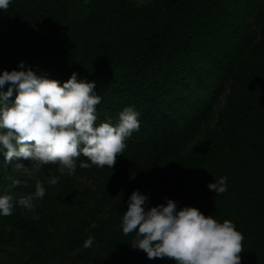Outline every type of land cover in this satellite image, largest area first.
<instances>
[{
    "label": "trees",
    "instance_id": "1",
    "mask_svg": "<svg viewBox=\"0 0 264 264\" xmlns=\"http://www.w3.org/2000/svg\"><path fill=\"white\" fill-rule=\"evenodd\" d=\"M3 19L0 71L24 61L61 83L76 72L101 97L96 125H115L131 105L140 127L113 168L81 167V154L61 175L58 164L35 169L0 154V194L15 201L37 180L46 190L33 210L14 203L0 216V264L174 261L149 259L132 246L135 233L122 232L134 190L146 208L167 197L232 221L241 264H264V0H10ZM221 176L227 190L216 194L207 185Z\"/></svg>",
    "mask_w": 264,
    "mask_h": 264
},
{
    "label": "clouds",
    "instance_id": "2",
    "mask_svg": "<svg viewBox=\"0 0 264 264\" xmlns=\"http://www.w3.org/2000/svg\"><path fill=\"white\" fill-rule=\"evenodd\" d=\"M9 3L0 0V10H6ZM18 67L20 70L0 71V154L4 159L27 158L35 169L58 164L63 175L75 170V158L82 154L88 162L81 161V167L113 168L117 155L127 146L125 138L139 130V113L134 107L125 106L115 125L110 121L96 125L95 106L101 97L94 91V81L78 79L73 72L61 83L38 75L24 61ZM14 167L27 169L20 163ZM58 180L52 176L47 182L55 185ZM21 183L12 181L14 186ZM207 187L223 193L227 177L214 179ZM45 191L37 180L34 192L15 201L12 194H0V216L11 215L14 203L33 210ZM164 200L146 208V194L134 190L129 196L121 227L124 234L135 233L134 248L143 250L149 259L173 258L175 264H241L243 236L232 221L218 222L196 207L178 209L177 201ZM93 241L90 235L83 246L91 247Z\"/></svg>",
    "mask_w": 264,
    "mask_h": 264
},
{
    "label": "rangeland",
    "instance_id": "3",
    "mask_svg": "<svg viewBox=\"0 0 264 264\" xmlns=\"http://www.w3.org/2000/svg\"><path fill=\"white\" fill-rule=\"evenodd\" d=\"M133 1H135L137 4L146 3L147 2V0H133ZM8 24H9L8 20H6V19L0 20V28L1 29L7 28ZM227 88H229L228 85H227ZM18 160H21V159H18ZM20 164H22V163H20ZM15 165H16V163H14V161H13V162H11L9 164V168L10 169L13 168L15 172H17V169H20V170L24 169V168H16V167H14ZM25 171H26L28 176H30V177L34 176V173H33L32 169H31V167H28ZM164 264H175V262L173 260H171V259H167Z\"/></svg>",
    "mask_w": 264,
    "mask_h": 264
}]
</instances>
